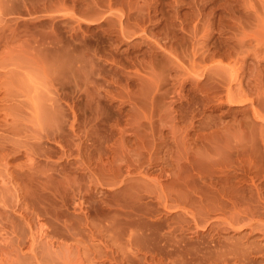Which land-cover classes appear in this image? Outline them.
<instances>
[{
	"label": "rangeland",
	"instance_id": "rangeland-1",
	"mask_svg": "<svg viewBox=\"0 0 264 264\" xmlns=\"http://www.w3.org/2000/svg\"><path fill=\"white\" fill-rule=\"evenodd\" d=\"M262 203L264 0H0V264H264Z\"/></svg>",
	"mask_w": 264,
	"mask_h": 264
},
{
	"label": "bare ground",
	"instance_id": "bare-ground-1",
	"mask_svg": "<svg viewBox=\"0 0 264 264\" xmlns=\"http://www.w3.org/2000/svg\"><path fill=\"white\" fill-rule=\"evenodd\" d=\"M110 1H111V0H109V3H110ZM255 41H257V43H258V40H255ZM258 44H260V42H259ZM262 204H264V203H262ZM262 207H264V206H262ZM262 209H264V208H262ZM239 210H240V212L242 211L241 209H239ZM244 211H245V210H243L242 212H244ZM234 212H235L234 214L236 215V209H235ZM238 212H239V211H238ZM242 212H241V217H243V216H242ZM255 213H257V212H255ZM244 214H246V213L244 212ZM250 214H251V213H250ZM250 214H249V212H247V215L250 217V220H247V222L250 221V224L253 226V223H254V222L257 223V221L253 220L254 218H253L252 216H250ZM260 214H262V213H259L258 215H260ZM238 215H240V214H238ZM251 215H252V214H251ZM258 215H257V216H258ZM248 216H247V217H248ZM254 216L256 217V214H254ZM233 217H235V216H233ZM247 217L244 216L243 218H247ZM243 218H242V219H243ZM224 220H226V219H224ZM227 220H228V219H227ZM243 220H245V219H243ZM222 221H223V220H222ZM222 221H221V222H222ZM260 221H261V220H260ZM236 222H237V224H238L239 222H240V223L243 222V221H242V222L240 221V216H239V218H236V217H235V218H231V216H230L229 221H223V223H226V225H230V226H231V225H234ZM247 222H246V220L244 221V223H247ZM223 223H222V224H223ZM244 223H243V224H244ZM250 224H247V225L250 227ZM257 224H258V223H257ZM257 224H256V225H257ZM223 225H224V224H223ZM226 225H225V226H226ZM259 225H260V223H259L258 226H257V227H259V228L255 229V227H254V228H253V231H251V232H254V231L256 230V231H258V232L264 233V229H262ZM234 226H235V225H234ZM227 227H228V226H227ZM249 227H248V228H249ZM224 228H225V227H224ZM228 228H229V227H228ZM228 228H226V229H228ZM231 228H233L232 230H234V227L231 226ZM244 228H245V227H244ZM222 229H223V228H222ZM237 229H238V227H237ZM251 232H250V233H251ZM250 233H249V234H250ZM254 234H255V233H254ZM247 236H248V234H247ZM249 236H251V235H249ZM254 236H255V235H254ZM262 237H264V235H262ZM253 238H254V237H253ZM243 239H244V238H243ZM250 239H251V238H250ZM253 241H254V240H253ZM255 241H256V240H255ZM255 241H254V243L257 242V241L255 242ZM215 242H216V241H215ZM226 242H227V241H226ZM258 242H259V241H258ZM222 243H223V242H221V244H222ZM247 243H248V242H247ZM260 243H261V242H260ZM221 244H220V246H221ZM231 245L233 246L232 248H234L235 245H233V244H231ZM237 245H238V244H237ZM241 245H244V244H241ZM241 245H240V246H241ZM246 245L251 246L250 244H246ZM216 246H217V245H216ZM216 246H215V247H216ZM220 246H219V247H220ZM238 246H239V245H238ZM240 246H239V248H238L237 246H235V248H234L233 250H229L228 252H223V253H221V254L217 253V254H216V257H217L216 260L214 259L215 257H214V254L212 253L213 255H211L212 257H210V258L208 259V262H210V261H211L210 259L212 258V259L215 261V263H216V262L220 263V261H219L218 259H221V260H222L221 263H222V264H223V263L226 264L227 261H228L227 263H229V260H227V258H231L232 256H234V257H238V258H242V261H243V262L246 261V260H251L250 257H249L250 255H248L249 250H248V249H244V248H243L244 246H242V247H240ZM258 246H260L259 243H258ZM212 247H213V249H214V246H212ZM217 247H218V246H217ZM221 247H223V245H222ZM224 247H225V246H224ZM224 247H223V248H224ZM226 247L228 248L229 246L227 245ZM226 247H225V248H226ZM225 248H224V249H225ZM242 248H243L244 250H242ZM253 248H256V246H253ZM213 249H212V251L215 253L216 251H214ZM206 250H207V249H206ZM220 250H221V249H220ZM252 250H253V249H252ZM252 250L250 249V252H251ZM260 250H261V249H260ZM207 251H208V250H207ZM207 251H206V252H207ZM207 253H208V252H207ZM249 254H251V253H249ZM209 256H210V255H209ZM213 257H214V258H213ZM232 259H233V257H232ZM234 259H235V258H234ZM213 260H212L211 262H213ZM217 260H218V261H217ZM233 261H234V260H233ZM235 261H236V260H235ZM237 261L241 264V261H239V260H237ZM251 261H253V260H251ZM211 262H210V263H211ZM230 262H231V261H230ZM243 262H242V264H243ZM248 262H249V261H248ZM213 264H214V263H213ZM236 264H237V263H236ZM251 264H252V263H251Z\"/></svg>",
	"mask_w": 264,
	"mask_h": 264
}]
</instances>
